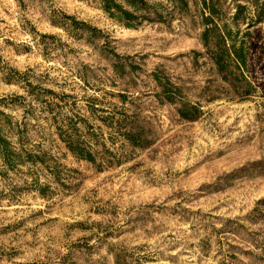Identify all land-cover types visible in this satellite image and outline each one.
Listing matches in <instances>:
<instances>
[{
    "label": "rangeland",
    "instance_id": "374dc122",
    "mask_svg": "<svg viewBox=\"0 0 264 264\" xmlns=\"http://www.w3.org/2000/svg\"><path fill=\"white\" fill-rule=\"evenodd\" d=\"M258 29L255 87L239 100L197 55L193 7L127 29L87 0H0V110L19 132L16 147L44 160L0 163V264H264V23ZM155 71L200 104L195 122L155 97ZM121 113L138 118L147 147L118 135L107 117ZM77 118L96 166L58 139L57 126Z\"/></svg>",
    "mask_w": 264,
    "mask_h": 264
},
{
    "label": "trees",
    "instance_id": "16d2710c",
    "mask_svg": "<svg viewBox=\"0 0 264 264\" xmlns=\"http://www.w3.org/2000/svg\"><path fill=\"white\" fill-rule=\"evenodd\" d=\"M87 1L94 4L107 18L127 29H136L143 25L167 24L172 22L174 13L184 16L188 14L191 7L195 8L201 26L199 41L203 50L197 55L202 56L210 65L214 75L227 85L230 95L239 100H245L252 94L255 86L250 69L259 63L255 60L261 41L258 27L264 23V5L260 4L261 0H230L228 5L225 4L226 0H162L163 3H150L147 0ZM164 3L166 6L163 5ZM67 19L71 22V27L80 30L77 22L72 18L67 17ZM59 27L66 29L61 25ZM87 32L94 36L99 34L96 29L91 28H87ZM151 79L155 88L158 89L155 97L173 107L181 121L195 122L202 115V107L199 103L188 101L183 86L171 83L169 79L163 78L162 74L159 75L156 71L152 73ZM118 97L122 102L126 99L124 94H119ZM212 100L214 98L210 101ZM2 103L3 101L0 100V106ZM89 108L92 114L96 112L94 106L89 105ZM121 114L123 120L107 117L111 125L118 124L123 127L118 135L122 136L124 142L131 148L147 147L149 142H147L144 128L139 125L138 118ZM9 118L0 110V163L2 166L12 170L23 164L43 165V158L16 147V144L12 142L13 137L19 132L16 129L12 131ZM65 121L63 125L56 128L60 142L75 159L96 166L97 152L90 144V138L87 139L81 135L76 127L78 123L82 124L85 121L81 118ZM18 141L20 145V140ZM102 163L101 159L97 166L99 169ZM1 175L0 170V177ZM39 194H43L40 188ZM115 262L120 264L118 257H115Z\"/></svg>",
    "mask_w": 264,
    "mask_h": 264
}]
</instances>
